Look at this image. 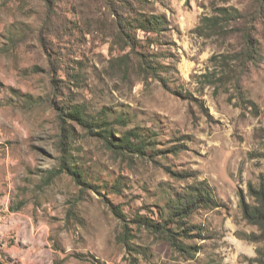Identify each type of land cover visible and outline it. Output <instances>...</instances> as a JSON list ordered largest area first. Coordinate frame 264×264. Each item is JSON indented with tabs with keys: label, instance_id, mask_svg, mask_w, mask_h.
I'll list each match as a JSON object with an SVG mask.
<instances>
[{
	"label": "rangeland",
	"instance_id": "1",
	"mask_svg": "<svg viewBox=\"0 0 264 264\" xmlns=\"http://www.w3.org/2000/svg\"><path fill=\"white\" fill-rule=\"evenodd\" d=\"M51 6L0 0V263L260 264L253 258L264 239H250L260 231L245 219L241 198L251 202L250 185L264 181V8L251 14L256 0ZM219 9L249 17L227 18L224 32L209 35L202 20ZM142 14L164 16L160 30L139 28ZM121 20L135 47L119 37ZM244 29L260 55L246 64L240 95L232 76L212 84L206 75L228 71L222 56L242 48ZM62 106H79L97 120L106 113L115 134L135 129L156 144L146 155L121 154L69 116L61 123ZM66 136L71 162L88 184L61 168ZM202 180L221 205L181 220L176 231H190L178 235L180 247L134 221L139 215L165 224L166 202Z\"/></svg>",
	"mask_w": 264,
	"mask_h": 264
},
{
	"label": "trees",
	"instance_id": "2",
	"mask_svg": "<svg viewBox=\"0 0 264 264\" xmlns=\"http://www.w3.org/2000/svg\"><path fill=\"white\" fill-rule=\"evenodd\" d=\"M257 1V9L251 14L255 12L261 13L262 9L264 8V0H256ZM52 2L53 0H46L47 8L49 10L52 9ZM220 15L215 16H205L202 20V25L200 29H203L204 32L207 34H221L226 30V25L224 24L227 18L241 17V18H248L249 14H243L238 9H233L228 11L227 9H219ZM164 16L160 15H144L142 14L139 24V28L145 31H155L158 32L160 30V26L164 23ZM119 27V37L123 38L126 35V38L129 39L127 44L135 47V39L129 33L130 26L129 24L123 20L118 21ZM242 36L244 38V43L242 48L236 52L234 55H224L222 56L221 63L226 67H228V71L221 75V77H217L215 73H208L206 75L207 81L212 84H226L225 81L226 76H232V80L234 82V88L237 92L241 95V76L246 68V64L248 62L255 61L260 55V45L256 39H254L251 35V32L248 30L242 31ZM124 39V38H123ZM236 60L234 67L230 66L231 58ZM142 66L145 68L147 72L151 74H155L156 67L152 65L150 62L146 61V59H141ZM55 69V67H54ZM53 69V70H54ZM54 76V75H53ZM53 81L57 82V79L53 77ZM57 88V87H56ZM242 99L245 100V97L242 96ZM106 113L98 120L97 118H89L85 115V113L79 108V106L70 107L68 110L65 109L63 106L59 108V119L61 123L65 122L66 117L69 116L72 120L85 125L89 131L99 135L106 145L116 150L117 152L130 155V154H140L146 155L148 154L147 150H153L156 142L155 140L148 139L147 137L141 138L139 133L135 129H130L125 131L121 135L115 134L113 131L112 123L109 121L108 115L105 116ZM118 121L122 119H117ZM64 131L68 133L71 132L70 128L67 126L62 125ZM69 136L65 138L62 137L59 143L60 151L62 152L61 155V168L62 170H68L72 175L75 176V179L81 183H86L85 180L82 178V173L75 170L71 162V155L69 151L70 147V140ZM181 149L178 147H174L172 152L177 154L178 151ZM153 156V154H150ZM53 172L52 174H54ZM249 195L252 198V201L249 202L246 200L244 196L241 198V208L243 211V215L245 219L256 225L260 231L258 236L252 235L250 237L251 240L257 241L259 239H264V181L260 183V185H250L249 187ZM221 203L217 197L216 189L212 186L208 181L202 180L196 182L194 184L188 185L184 188L183 191L177 192L175 197L170 198L166 202V207L169 209V212L166 215V220H164L165 224H162L158 221L151 220L149 217L139 216L134 218V221L138 222L142 226H147L151 228L153 231H160L162 232L174 246L180 247L182 241L179 239V236H186L189 235L188 231L190 228H186L182 230L185 235H182L177 229H180V224H182V219L188 218L196 209L200 207H207V208H214L220 206ZM117 208V207H116ZM115 208V211L118 215L126 220V215ZM177 224V226L174 225ZM127 226V225H126ZM197 226V225H191ZM127 227H125L124 231V238L127 237ZM259 255L254 257L253 260L259 262L260 264H264V249H258ZM1 264V263H0Z\"/></svg>",
	"mask_w": 264,
	"mask_h": 264
}]
</instances>
